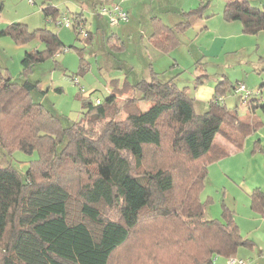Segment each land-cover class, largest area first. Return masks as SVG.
Wrapping results in <instances>:
<instances>
[{"label": "trees", "instance_id": "obj_1", "mask_svg": "<svg viewBox=\"0 0 264 264\" xmlns=\"http://www.w3.org/2000/svg\"><path fill=\"white\" fill-rule=\"evenodd\" d=\"M199 3L186 17L201 13L204 5L201 0ZM42 12L45 20L60 22L56 20L60 11L50 2L42 7ZM222 17L225 21H239L245 34L264 31V8L254 10L249 0H224ZM85 24L81 12L75 14L70 27L79 35ZM187 24L181 22L170 28L153 21L151 42L164 53L169 52L178 45L177 36L186 30ZM5 34L16 43L26 42L36 35L44 43L42 51L24 53L21 64L26 70L62 48L56 34L46 28L29 32L25 25L11 24L0 31V35ZM86 39L91 41L92 34L88 32ZM82 63L80 58V65ZM34 90H38L37 83L18 84L0 68V120L9 104L23 103L24 108L20 109H26L37 138L54 141L55 151L64 138L66 144H72L81 166L92 173L91 182L79 191L80 214L84 220H69L71 194L61 183H36L27 172L22 177L10 165L0 166V264H109L113 254L141 224H156L166 219H173L182 229L184 227L169 241L173 257L168 264H214L216 256L233 258L240 247L252 246L249 239L241 236L231 210L223 208L220 220L209 219L199 194L208 165L222 157L220 149L223 147L215 141L216 136L220 134L227 142L240 146L241 137L249 133V128L261 124L255 120L254 111L258 107L264 111V102L251 98L248 111L252 116L249 121H240L235 111L230 112L218 104V95L224 89L217 85L208 110L197 114L194 99L172 79L161 81L152 71L148 79L111 90L103 102L85 100L80 120L87 123V128L77 122L61 129L59 123L33 101ZM130 91L132 97L123 106L125 117L118 120L116 103L121 95ZM139 103L148 107L143 110ZM31 110L41 116L39 122L33 114L29 115ZM107 117L110 119L95 136L92 126ZM29 122H26L27 127ZM164 126L171 134L172 166L158 161L153 166H144L146 148L162 145ZM226 126L232 129L225 130ZM234 129L236 131H232ZM33 151L38 152L33 148L24 152ZM179 153L188 163L177 171ZM177 177L182 180L178 191L175 188ZM250 198L251 206L261 213L263 195L260 190L250 192ZM101 205L116 206L118 220L102 218L98 209ZM164 242L154 240L157 247ZM151 260L159 264L155 257Z\"/></svg>", "mask_w": 264, "mask_h": 264}, {"label": "rangeland", "instance_id": "obj_2", "mask_svg": "<svg viewBox=\"0 0 264 264\" xmlns=\"http://www.w3.org/2000/svg\"><path fill=\"white\" fill-rule=\"evenodd\" d=\"M30 1L0 0V31L11 24L25 25L29 32L46 28L56 34L62 48L26 70L21 64L24 53L42 51L44 43L37 35L23 43H16L7 34L0 35V68L18 84L25 81L37 83L38 90L32 91L33 101L52 120L57 121L61 129L77 122L87 128V123L80 120L85 100L99 99L103 102L111 90L148 79L152 71L158 73L161 81L172 79L180 90L194 99V111L197 114L208 110L210 91H214L217 85L224 89L218 95V104L230 112L235 111L240 121H249L252 114L248 111L251 98L264 102V31L254 35L243 34L239 22L221 21L222 0H202L204 5L208 3V12L216 13L218 19L215 16L194 18L191 27L182 34L180 43L170 55L163 54L150 43L149 23L138 15H128L127 20L111 26L105 16L100 17L99 4L92 5L93 0H81L83 18L86 20L83 31L93 34V40L87 41L82 33L77 35L71 27L45 20L42 12V7L50 2L60 11L56 20L73 21L75 13L81 10L80 2ZM190 1L195 8L198 6V0ZM101 5L108 7L118 4L113 2L109 5L106 0H102ZM175 21L174 26L178 23ZM114 34L124 43L123 51H114L107 44L108 37ZM80 58L83 59L82 65ZM239 84H243L245 91L250 93L246 101L243 97L245 92H236ZM132 93L130 91L118 99L116 104L119 112H116V119L122 120L125 117L123 106L132 97ZM138 105L143 110L148 107L144 103ZM22 106L23 103L16 106L9 104L6 108L8 114L5 113L0 120V166L10 165L22 177L27 172L36 183H61L71 194L69 220H84L80 214L79 191L83 185L91 182L92 173L81 166L72 144H66V138L57 147V151L52 144L54 141L45 137L37 138L31 129L32 123L29 122L26 109H20ZM30 112L29 115L33 114L36 121L42 119L37 111ZM16 116L26 120L17 119ZM254 118L261 124L249 128V133L241 137L243 141L240 146L227 143L220 134L216 136L215 141L223 147L220 149L222 157L208 165L199 194L209 219L220 220L222 209L228 208L233 212L241 236L249 240L258 232H264V213L251 206L249 195L254 189L260 190L264 212V111L260 107L255 110ZM109 119L107 117L92 126L95 136H98ZM26 122H29L28 127ZM226 127L225 130L232 129ZM161 131L162 145L159 148H146L144 166H153L157 161L172 166L173 155L169 145L171 134L165 126ZM32 148L38 152H24ZM178 163L177 171L188 160L179 153ZM181 185L182 180L177 177V191ZM98 209L102 218L118 220L116 206L101 205ZM181 227L173 219L160 220L156 224H141L127 243L113 254L109 264H151V257L159 260V264L170 263L173 255L169 241L184 229ZM184 231L187 232V229ZM155 239L165 242L157 247ZM251 252L250 248L242 247L234 257L245 264H251ZM216 258L226 261L221 256Z\"/></svg>", "mask_w": 264, "mask_h": 264}, {"label": "crops", "instance_id": "obj_3", "mask_svg": "<svg viewBox=\"0 0 264 264\" xmlns=\"http://www.w3.org/2000/svg\"><path fill=\"white\" fill-rule=\"evenodd\" d=\"M76 2H80L79 6H80L81 10L79 12L75 13V14H79L83 11V8L81 5V0H76ZM106 2H108L109 5H110V3L116 2L118 4L117 6H119L128 15H130V16L138 15V17L141 18L142 20H144L145 22L148 21L149 26H150V35H149L148 40L150 41V43L152 45H153V43L151 42L150 36L152 35L153 21H154V23L160 22L161 24H163L167 27H170V28L175 27L176 25H178L181 22H186V23L188 22V24H187L188 26H187L186 30L184 32L178 34V36H177L178 43H180V40H181L180 37L182 36V34L184 35L186 33V31L191 27V23L193 22L194 18L195 19H197V18L202 19V18H208V17L213 18L215 16L218 19V16L216 13L214 14L213 11L208 12V8H207L208 3L206 5H204L203 4L204 1H202V0H201V2L204 5V7H203L201 13L190 16V17H186V13L190 12L191 10L196 9L200 4L199 0H198V6L196 8H195V5L191 4L190 0H106ZM222 3H223V7H224V0H222ZM91 4L92 5H95V4L98 5L99 4V7L104 6V5H101L102 0H93V2L91 1ZM249 5L254 10L263 11L264 0H249ZM222 11H223V9H222ZM95 13H96V16L99 17V15H97V12H95ZM102 17H104V16H102ZM175 20H177L178 23L174 26L173 24L176 22ZM220 20L225 22V20L221 16H220ZM226 22L227 23H233V22H239V21H226ZM195 23H198V22H195ZM171 25H173V27H171ZM240 26H241L242 33L245 34L242 30L241 23H240ZM204 28H206V26ZM97 30H100V29H97ZM92 40H93V34H92ZM107 44L114 51H118V50L123 51V49H124V43L122 42L120 37L117 36V34L109 36L108 40H107ZM156 49L159 50L158 48H156ZM173 49L175 50V47ZM172 50H170L169 52H166V53H164V51H161V50H159V51L162 52L163 54L170 55V53L173 52ZM212 95H213V91L211 90L210 95H209L210 96L209 102L212 99ZM97 100H99V99H97ZM209 102H208V104H209ZM227 143H229V142H227ZM229 144H231V143H229ZM261 213L262 214L264 213L263 210L261 211ZM245 239H248V238H245ZM250 241L252 242V246L250 247V249L252 250L251 254L253 256V261L251 264H259V263L264 264V232H262V233L258 232V234H256V236L252 240L250 239ZM240 248H242V247H240ZM233 258H235V257H233ZM236 259H238V258H236ZM214 261L216 264H226L227 263L226 262L227 259L225 261V260H220L219 258H216Z\"/></svg>", "mask_w": 264, "mask_h": 264}, {"label": "built area", "instance_id": "obj_4", "mask_svg": "<svg viewBox=\"0 0 264 264\" xmlns=\"http://www.w3.org/2000/svg\"><path fill=\"white\" fill-rule=\"evenodd\" d=\"M29 2H31L29 0ZM98 13L100 16H105L107 19V22L109 25L113 26L116 25L119 21H125L128 18V14L123 11L119 6L117 5H112V6H100ZM59 25H63L64 27H70L72 25V21L69 19H64L60 22H58ZM80 33L83 34V36L86 38L87 33H85L82 30H80ZM237 91H243L245 94H243L244 100L246 101L250 95L249 92L245 91V87L243 84H239L238 88H236ZM96 103H98V100H95ZM226 264H245L241 259H236V258H228Z\"/></svg>", "mask_w": 264, "mask_h": 264}]
</instances>
